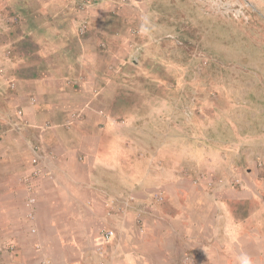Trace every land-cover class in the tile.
<instances>
[{
    "label": "rangeland",
    "instance_id": "374dc122",
    "mask_svg": "<svg viewBox=\"0 0 264 264\" xmlns=\"http://www.w3.org/2000/svg\"><path fill=\"white\" fill-rule=\"evenodd\" d=\"M32 1L19 10L24 12L21 16L6 10L9 18L0 19V69L11 76L18 72L21 61L50 63V40L45 43L40 31L50 29L53 13H69L70 26L78 37L98 38L102 60L117 58L118 66L114 60L108 72L105 70L109 76L112 71L107 91L103 90L106 86L93 90L94 95L107 94L96 119L100 118L103 126L111 125L118 152L122 146L124 152L129 149L123 156V171L127 172V160L136 171L124 195L103 196L105 199L94 206L92 199L82 201L80 209L84 211L77 212L83 221L85 212H96L91 227L83 229L96 240L72 244V252L86 246L92 264L95 255L100 258L98 264H107V246L126 230L130 238L148 240L140 241L137 252L174 251L175 264H184L188 256L206 264L190 255L194 252L189 243L175 251L171 246L160 249L159 241L154 242L161 235L171 238L167 221L178 212L174 199L170 203L164 192L170 185L180 192L198 186L212 200L218 188L257 191L256 182L264 184V0H112L113 5L105 8L111 18L99 14L101 18L92 22L83 19V13L103 4L101 0ZM32 9L36 12L30 13ZM91 30L96 31L95 36ZM44 34L50 37V32ZM65 44L77 48L75 42ZM71 52L76 62L84 60L77 50L78 56ZM48 69L50 66L35 67L37 73ZM91 70L84 71L88 74ZM31 99V104H38V97ZM7 105L0 98V109ZM70 117L64 123L68 131L73 128L72 121L79 122L73 114ZM44 125L54 128L52 122ZM113 167L118 171L111 182L126 186L129 178ZM102 173V179L107 180ZM263 196L260 202H264ZM183 213L190 216L195 211L189 204ZM36 218L35 209L29 208L27 221L35 223ZM34 229L32 234H38ZM109 230L115 235L104 245L100 237ZM34 248L44 250L40 242ZM13 253L17 255L16 249ZM43 257L39 253L36 262Z\"/></svg>",
    "mask_w": 264,
    "mask_h": 264
},
{
    "label": "crops",
    "instance_id": "0c3cea01",
    "mask_svg": "<svg viewBox=\"0 0 264 264\" xmlns=\"http://www.w3.org/2000/svg\"><path fill=\"white\" fill-rule=\"evenodd\" d=\"M101 1L103 4L89 13L81 12L83 19L99 20V14L111 18L112 14L105 8L113 5L112 0ZM133 2L138 3L137 0ZM28 3L34 1L0 0V19L9 18L6 10L21 16L24 12L19 10ZM50 3L59 2L50 0ZM33 10L28 11L35 13ZM52 15L50 29L40 31L45 43L50 40V63L31 59L21 61L17 65L18 72L15 70L11 76L0 69V98L8 104L0 109V264H36L39 253L52 259L54 264H92L88 247H77L72 252V244L96 240L89 238L88 232L83 230L91 227L96 212H85L87 218L83 221L77 212L80 204L84 199H92L94 206L105 199L102 200L103 196L124 195L123 192L132 185L133 181L129 180L136 173L134 164L128 160L125 161L127 172L123 171V156L125 158L129 149L124 152L122 146L118 152L111 125L103 126L100 118L96 119L107 94L94 95L93 90L106 86L103 90L107 91L112 80V71L110 76L106 74L107 67L114 60L117 67V58L108 62L102 60V52L97 51L98 38L82 40L78 37L75 28L70 26L69 13ZM48 32L50 37L44 34ZM91 32L95 36L96 31ZM65 42H75L77 48ZM70 50L74 53L77 50L86 62L80 59L76 62V58L70 57ZM94 63L97 65L91 66ZM38 66L46 69L50 66V70L37 73L35 67ZM88 68L92 70L86 74L84 70L88 71ZM12 83L16 89L11 88ZM32 96L39 98L35 106L31 104ZM20 110L25 113V122L18 116ZM75 112H83L85 119L72 121L73 128L68 131L64 129V123L69 122L70 115ZM46 122H52L54 128L44 125ZM51 153L60 156L53 158ZM113 165L123 171L125 179L129 178L125 181L126 186L111 182L114 171H118ZM36 171L39 174L33 175ZM102 172L107 175V180L102 179ZM53 176L55 180H52ZM171 186L164 193L170 203L174 199V208L182 213L177 212L167 221L173 232L171 238L161 235L154 240L155 243L159 241L160 249L171 246L177 251L189 243L194 252L190 255L206 264H264V202L259 201L264 194L262 182H256L257 191L218 188L212 200L206 198L207 193L201 192L198 186L187 192ZM31 197L37 200L35 223L26 219L29 213L27 201ZM189 204L195 213L186 216L183 212ZM33 228L38 234H32ZM80 230L82 233L78 234ZM140 241L148 242L145 238ZM140 241L137 236L130 238L123 230L113 244L107 246V264H175L174 251L137 252ZM39 242L43 252L34 248ZM113 245L117 248L113 249ZM15 249L18 256L13 255ZM99 260L95 255L94 263L98 264Z\"/></svg>",
    "mask_w": 264,
    "mask_h": 264
},
{
    "label": "built area",
    "instance_id": "2783aa9c",
    "mask_svg": "<svg viewBox=\"0 0 264 264\" xmlns=\"http://www.w3.org/2000/svg\"><path fill=\"white\" fill-rule=\"evenodd\" d=\"M21 115H22V112L19 113V116H21ZM0 127H1V125H0ZM38 174H39L38 171L33 173V175H38ZM36 201L37 200H36L35 197L29 198L28 201H27V207H29L30 209H33L35 204H36ZM29 219L30 220H34L33 214H29ZM35 232L36 231L33 228L32 229V233H35ZM114 235H115L114 231H111V230L102 232L101 237H100L101 243L104 244V245L110 244V242L114 238ZM102 247L103 246H100L99 249H102ZM100 254H103V250L100 252ZM36 264H54V261L52 259H50V258L43 257ZM102 264H106V263H102ZM184 264H204V263L196 262L194 260V258H190L188 256V257H186Z\"/></svg>",
    "mask_w": 264,
    "mask_h": 264
},
{
    "label": "clouds",
    "instance_id": "9594fccd",
    "mask_svg": "<svg viewBox=\"0 0 264 264\" xmlns=\"http://www.w3.org/2000/svg\"><path fill=\"white\" fill-rule=\"evenodd\" d=\"M11 88H12V89H16L14 83L11 84ZM31 102H32V99H31ZM32 104H33V103H32ZM34 105H35V103H34ZM20 112H22V111H19V112H18V116H19V113H20ZM19 117H20V118H23V117H24L23 112H22V115L19 116ZM73 118H75V120H77V121H81V120L85 119V115H84L83 112H75V113H73Z\"/></svg>",
    "mask_w": 264,
    "mask_h": 264
}]
</instances>
